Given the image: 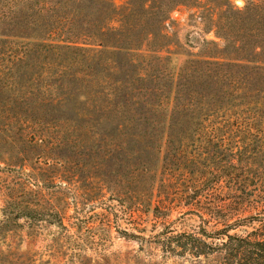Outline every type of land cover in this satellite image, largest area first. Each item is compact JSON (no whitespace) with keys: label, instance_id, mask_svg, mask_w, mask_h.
<instances>
[{"label":"trees","instance_id":"16d2710c","mask_svg":"<svg viewBox=\"0 0 264 264\" xmlns=\"http://www.w3.org/2000/svg\"><path fill=\"white\" fill-rule=\"evenodd\" d=\"M186 1L128 0L119 9L114 0H0V119L37 118L36 105L46 118L49 94L53 112L73 103L83 133L100 135L97 153L146 157L124 178L131 213L202 219L197 231L157 234L167 258L264 264V0L242 9L228 0L225 24L215 26L223 46L204 41L205 53L176 71L163 56L166 31ZM102 81L107 91L96 93ZM17 185L0 188L5 212L19 203ZM207 221L222 228L208 231Z\"/></svg>","mask_w":264,"mask_h":264},{"label":"rangeland","instance_id":"374dc122","mask_svg":"<svg viewBox=\"0 0 264 264\" xmlns=\"http://www.w3.org/2000/svg\"><path fill=\"white\" fill-rule=\"evenodd\" d=\"M229 1L237 9L246 5V0ZM114 2L122 9L128 0ZM229 14L228 0H187L177 7L166 31L169 47L163 56H170L169 65L179 71L192 56H202L207 48L204 41L223 46L215 26L225 24ZM219 50L212 47L211 53ZM95 90L106 92L105 83ZM103 97L89 101L95 103ZM50 102L49 94V105L44 104L49 113L46 118L40 116L36 105L33 112L38 113L37 118L0 119V188L26 184L17 185L22 195L12 213L4 211L0 197V264H213L189 257L167 258L156 238L165 228L177 233L197 231L203 225L198 216L178 210L171 214H153V210L131 213L135 204L127 198L133 193L124 178L128 180L134 163L146 157L129 152L97 153L95 143H101L100 135L94 138L83 133V120L74 112V104L53 112ZM6 126L8 132H4ZM7 139L15 147L4 145ZM3 168H11L13 173ZM114 192L124 194L126 208L119 206L118 197H112ZM25 202L39 206L42 212L49 207V214L28 213L23 209ZM141 210L149 209L144 206ZM205 227L211 231L222 225L207 221ZM119 231L145 240L128 238Z\"/></svg>","mask_w":264,"mask_h":264}]
</instances>
